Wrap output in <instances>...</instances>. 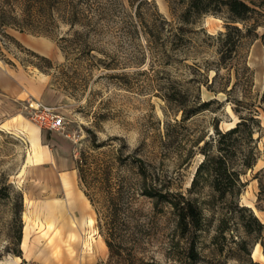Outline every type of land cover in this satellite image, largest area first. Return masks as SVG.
Wrapping results in <instances>:
<instances>
[{
	"label": "rangeland",
	"instance_id": "rangeland-1",
	"mask_svg": "<svg viewBox=\"0 0 264 264\" xmlns=\"http://www.w3.org/2000/svg\"><path fill=\"white\" fill-rule=\"evenodd\" d=\"M247 2L257 9L246 22L257 25V36L233 29L229 42L220 37L228 14L184 22L187 0H0V71L42 93L65 119L60 130L42 129L26 108L33 95L0 91V264H59L67 255L39 254L45 235L71 238L42 205L66 198L61 175L72 160V188L84 192V156L98 179L123 191L127 216L111 253L89 200L80 235L94 251L77 247L75 264H264L253 256L256 246L264 255V227L243 208L264 223V0ZM243 117L252 136L237 132L223 144L241 171V191L221 195L210 162L219 153L218 130ZM35 128L57 165L28 162ZM251 150L256 163L244 168ZM91 186L101 192L105 184ZM183 199L201 209L197 230L180 223L174 201Z\"/></svg>",
	"mask_w": 264,
	"mask_h": 264
},
{
	"label": "trees",
	"instance_id": "trees-1",
	"mask_svg": "<svg viewBox=\"0 0 264 264\" xmlns=\"http://www.w3.org/2000/svg\"><path fill=\"white\" fill-rule=\"evenodd\" d=\"M257 5L256 3H254ZM256 7L252 6L247 0H187L186 9L183 13L182 20L184 22L192 21V14L200 15L204 13H214L226 12L228 14L227 30L220 34L221 38L231 42L232 40V30L236 29L242 36H257L256 26H247L246 22L251 16V13L256 12ZM230 22H241L244 27H239L232 25ZM246 29V30H244ZM245 31V32H244ZM234 44L236 40L233 41ZM246 119L239 121L237 125L228 131L218 130L220 136L219 153L210 159L211 170L213 172V187L216 191H220L221 195L225 194H239L241 191L242 180L241 171L235 169V166L231 162V155H229L230 147L224 146L227 137H231L237 132L240 134H247V136H252V128L247 125ZM251 150L249 154L243 161L244 168H252L256 163V156ZM96 165L93 161H90L87 157H82L79 160L78 170L81 185L86 196L89 198L91 204L96 208L98 214V224L100 228L106 231V243L110 249V252L114 251V239L116 234V229L121 226L122 221H125L127 216L126 210L123 207V191L116 188L113 183H110L109 179L100 180L98 179L99 173L96 170ZM202 170V169H201ZM91 178V179H90ZM100 182L105 184L101 192L97 190L91 191L93 188L92 183ZM105 182V183H104ZM260 185L262 183L260 182ZM149 196H153L154 193L151 190L146 191ZM102 194L99 199L95 196ZM100 204V208L98 207ZM174 208L177 212L180 223L184 229L190 230L191 228L197 230L201 226L202 222V212L200 207L191 199H183L178 202L174 201ZM244 209L250 210L253 219L257 222L260 228L264 227L256 215L252 212L250 207L243 206ZM123 219V220H122ZM123 221V222H124Z\"/></svg>",
	"mask_w": 264,
	"mask_h": 264
},
{
	"label": "bare ground",
	"instance_id": "bare-ground-1",
	"mask_svg": "<svg viewBox=\"0 0 264 264\" xmlns=\"http://www.w3.org/2000/svg\"><path fill=\"white\" fill-rule=\"evenodd\" d=\"M42 45L49 47L50 44L46 41L42 42ZM33 152L28 157V162L30 163H41L44 160L45 147L40 143L39 140V129H33L29 135ZM62 181L66 187L67 194L65 199H58L57 201L51 202L47 201L42 205V208L47 212L46 215L55 217H60L58 221L60 226V231L63 233H68L71 235L70 241H67L63 236H60L58 239H52V237H46V242L42 243L40 247L39 254L41 256H47L49 251L56 249V253L62 252L64 249L67 250V255L65 256L62 252L61 257H57L56 262L59 264H75L77 259H79L80 254L77 251V247L83 248L84 253H92L94 251L93 241L90 239H83L81 237V231L84 227L83 215L90 204L89 199L86 197L83 191L81 194L74 192L72 186V177L69 174L62 175ZM86 198V199H85ZM248 205H253L252 202H248ZM47 216V217H48ZM26 217V226L24 229V238L22 246H27V239L29 237L30 230V217ZM49 218V217H48ZM89 223H93V218H88ZM52 221L49 225H52ZM47 224V223H46ZM46 224L38 223V227L43 229L46 228ZM46 233V232H44ZM65 247V248H63ZM253 256L263 258L264 255L259 246H256L253 252ZM50 259V258H49Z\"/></svg>",
	"mask_w": 264,
	"mask_h": 264
},
{
	"label": "crops",
	"instance_id": "crops-1",
	"mask_svg": "<svg viewBox=\"0 0 264 264\" xmlns=\"http://www.w3.org/2000/svg\"><path fill=\"white\" fill-rule=\"evenodd\" d=\"M4 72L5 73H2L0 71V91L2 92V94H5L6 96H13L15 93H17L18 96H21L22 98H25L23 96L28 97L30 95H33V97L35 98H32V99L41 101V102H44L50 105L48 101L46 102L45 100L42 99L43 98L42 93L35 95L34 92L30 91V89L28 88L26 84H24L23 82L21 83L20 81H15L14 79L16 76L14 74L13 76H11L8 73V71H4ZM39 140H40V143L45 147L46 151L44 154V160L41 163H36V165L44 164V163H55V165H57L59 161V156L54 152L53 149L43 144L41 130H39ZM66 169L70 172H64L63 174H69L72 177V184L75 183V179H77L75 178L77 176L75 162L72 160V163L70 165L68 164ZM59 171L61 170H58V172ZM62 175H61V180H62Z\"/></svg>",
	"mask_w": 264,
	"mask_h": 264
},
{
	"label": "built area",
	"instance_id": "built-area-1",
	"mask_svg": "<svg viewBox=\"0 0 264 264\" xmlns=\"http://www.w3.org/2000/svg\"><path fill=\"white\" fill-rule=\"evenodd\" d=\"M26 108L40 128L57 131L64 127V116L58 108L37 100H28Z\"/></svg>",
	"mask_w": 264,
	"mask_h": 264
}]
</instances>
